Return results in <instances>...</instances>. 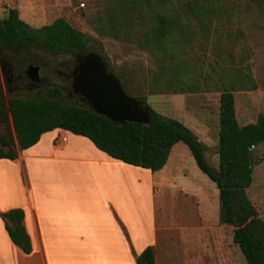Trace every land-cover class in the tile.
<instances>
[{"label":"rangeland","instance_id":"obj_1","mask_svg":"<svg viewBox=\"0 0 264 264\" xmlns=\"http://www.w3.org/2000/svg\"><path fill=\"white\" fill-rule=\"evenodd\" d=\"M199 1L202 7L208 6L211 17L187 11L186 5L191 0H171L168 5L170 16L180 26V29L174 30L172 39L177 54L184 59L186 70L185 74H178L174 84L168 79L170 74L159 66L160 62H164L158 59L164 55L161 49L152 50L137 38L138 23L144 20L149 6L155 5L153 0H139L133 6L119 7L117 0L56 2L59 6L43 15L42 25L48 24L52 18L63 17L71 26L82 31L89 38L88 47L102 56L104 64L118 79L126 95H142L159 114L176 119L188 129L187 125L196 127L204 142V157L216 167L220 90L233 86L235 116L239 124L253 122L258 115L264 116V0ZM5 10L6 4L0 0V18L5 15ZM120 18L135 19V22L141 20L127 26L129 33L126 36H122L121 29L118 30L116 39L107 34L99 35L96 31L108 21ZM39 56L55 64L46 74L49 76L47 81L37 89L19 88L8 92L6 70L11 68L14 75L20 71L23 75L26 64L42 62ZM60 59L62 54L35 47L0 51V94L4 97L37 98L46 87H58L56 70L60 69L57 64ZM22 80L17 82L25 83ZM188 87L195 89L189 90ZM59 100L76 104L61 95ZM200 122L205 126L202 127ZM178 145L183 144L178 142ZM251 151L259 161L252 166L253 182L248 193L264 219V144L253 147ZM183 162L188 178L196 173L205 176L190 156L189 161ZM214 189H210L206 200L197 198L193 208L190 195H167L158 186L159 193L153 199L157 227L154 256L157 264H246L231 240L232 227L217 220L218 199ZM137 202L135 207L141 209L140 202ZM147 214L149 217L152 215L150 208Z\"/></svg>","mask_w":264,"mask_h":264},{"label":"trees","instance_id":"obj_2","mask_svg":"<svg viewBox=\"0 0 264 264\" xmlns=\"http://www.w3.org/2000/svg\"><path fill=\"white\" fill-rule=\"evenodd\" d=\"M117 1L119 7L133 6L139 0ZM153 1L155 5L149 6L144 20H136L137 23L141 20L137 38L152 50L161 49L164 55L158 59L164 62H160L159 66L170 74L168 79L174 84L178 74H185L186 71L184 59L177 54L172 39L174 30L180 29V26L168 11L171 0ZM186 10L194 15L199 13L203 17H211L208 6L202 7L199 0H191ZM174 16L177 18V15ZM136 22L135 19H113L107 25L97 27L96 31L99 35L107 34L116 39L118 30L121 29L122 36H126L129 33L127 26ZM88 42L89 38L82 31L62 17L39 27H31L18 17L15 8L8 7L0 18V51L35 47L74 55L84 53L88 49ZM150 82H153L152 79ZM232 91L233 86H225L218 95L216 167L206 161L203 145L187 127L153 110L144 96L132 98L147 112V124L129 121L117 123L96 114L86 104L60 101L61 90L57 86L46 87L37 98L4 97L0 94V158L14 159L19 150L34 144L41 133L60 128L86 137L111 158L155 172L165 164L171 146L181 142L195 166L215 186L217 220L232 227L231 240L245 263L264 264V219L247 194V188L253 182L252 166L259 161V158L252 156L251 149L264 144V116L258 115L253 122L239 124ZM0 218L10 241L23 253H28L31 245L22 224V210L7 209L0 212ZM135 264H154L150 246L144 247L135 257Z\"/></svg>","mask_w":264,"mask_h":264},{"label":"crops","instance_id":"obj_3","mask_svg":"<svg viewBox=\"0 0 264 264\" xmlns=\"http://www.w3.org/2000/svg\"><path fill=\"white\" fill-rule=\"evenodd\" d=\"M2 1L23 22L39 27L43 15L66 0ZM187 126L204 149L196 127ZM185 148L174 143L165 164L150 172L109 157L82 135L55 128L41 133L14 159L0 158V212L22 210L31 245L23 253L10 241L0 218V264H135L146 246L157 264L153 199L158 186L167 195H190L193 208L197 198L206 200L215 187L198 173L187 177L183 161L190 154ZM137 200L141 209L135 207Z\"/></svg>","mask_w":264,"mask_h":264},{"label":"water","instance_id":"obj_4","mask_svg":"<svg viewBox=\"0 0 264 264\" xmlns=\"http://www.w3.org/2000/svg\"><path fill=\"white\" fill-rule=\"evenodd\" d=\"M71 89L79 94L88 107L98 115L112 122L123 121L147 124L148 114L137 101L126 95L113 73L107 72L101 57L87 53L79 57ZM26 74L30 79L37 76V67L28 66Z\"/></svg>","mask_w":264,"mask_h":264},{"label":"flooded vegetation","instance_id":"obj_5","mask_svg":"<svg viewBox=\"0 0 264 264\" xmlns=\"http://www.w3.org/2000/svg\"><path fill=\"white\" fill-rule=\"evenodd\" d=\"M87 53H95L97 55H99L98 52L90 49L88 47V49L82 53H76L74 55H67V54H62V59H60V61H58V66H60V69L56 70L57 75L59 76V80H58V87L61 90V96H63L65 99L71 101V102H75L78 105H82V104H86L85 101L81 98V96L79 94H75L72 92L71 89V81L76 73L75 68L77 67L78 63H79V57L81 56H85ZM100 56V55H99ZM102 61L103 58L102 56H100ZM39 58L41 59L42 62L40 63H28L25 66L24 69V74L22 75L20 72L16 73V75H14V72L11 68H8L6 70V85H7V91H17L19 88H39L41 87V84L44 83L45 81H47L48 77H47V73L50 72V67L52 65H55L52 63H49L48 61L42 59V57L39 56ZM44 60V61H43ZM10 67V65H8ZM28 66H33V67H37V76L34 79H30L28 77V75L26 74V69ZM106 66V65H105ZM1 69H3V67H1ZM107 72H110L109 68L106 67ZM25 80V83H18V81L20 80ZM22 80V81H23ZM29 80V81H28ZM87 105V104H86Z\"/></svg>","mask_w":264,"mask_h":264},{"label":"built area","instance_id":"obj_6","mask_svg":"<svg viewBox=\"0 0 264 264\" xmlns=\"http://www.w3.org/2000/svg\"><path fill=\"white\" fill-rule=\"evenodd\" d=\"M60 140L63 141L64 140V137H60Z\"/></svg>","mask_w":264,"mask_h":264}]
</instances>
